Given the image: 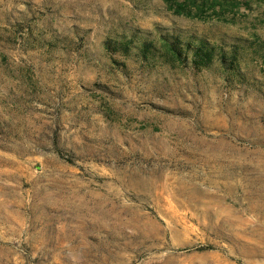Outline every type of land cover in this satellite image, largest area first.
<instances>
[{"label": "rangeland", "instance_id": "obj_1", "mask_svg": "<svg viewBox=\"0 0 264 264\" xmlns=\"http://www.w3.org/2000/svg\"><path fill=\"white\" fill-rule=\"evenodd\" d=\"M201 3L0 0V264H264V0Z\"/></svg>", "mask_w": 264, "mask_h": 264}, {"label": "trees", "instance_id": "obj_2", "mask_svg": "<svg viewBox=\"0 0 264 264\" xmlns=\"http://www.w3.org/2000/svg\"><path fill=\"white\" fill-rule=\"evenodd\" d=\"M164 1L167 2V7L170 8L171 12L175 15L187 14V11L191 10L192 6H196L195 11L197 14H195L194 18L198 17L202 20L203 17L201 15H205L208 12L209 14H215V12L212 11L213 4L204 6L205 3H201L197 5V0H174L172 2L169 0ZM233 6L234 8L237 7L238 3L234 2ZM176 36L163 39L162 44L164 47V52L172 59L185 60L187 55L186 52H191L192 55L189 59L195 68L207 66L212 61L215 50L205 40L199 37H189L186 39ZM149 46V42L146 41H143L139 44V56L142 59L145 58V52L151 47ZM121 47L125 48L126 53L128 48L123 44ZM221 59L223 60V57H221Z\"/></svg>", "mask_w": 264, "mask_h": 264}]
</instances>
